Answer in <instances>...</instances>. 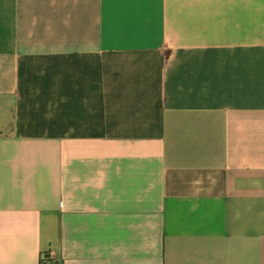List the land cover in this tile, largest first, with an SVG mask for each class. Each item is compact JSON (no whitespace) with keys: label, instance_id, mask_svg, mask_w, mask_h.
<instances>
[{"label":"crops","instance_id":"crops-1","mask_svg":"<svg viewBox=\"0 0 264 264\" xmlns=\"http://www.w3.org/2000/svg\"><path fill=\"white\" fill-rule=\"evenodd\" d=\"M264 264V0H0V264Z\"/></svg>","mask_w":264,"mask_h":264},{"label":"built area","instance_id":"built-area-1","mask_svg":"<svg viewBox=\"0 0 264 264\" xmlns=\"http://www.w3.org/2000/svg\"><path fill=\"white\" fill-rule=\"evenodd\" d=\"M57 260L55 258V256L53 255V253H45L43 254V256L41 257V264H56Z\"/></svg>","mask_w":264,"mask_h":264}]
</instances>
